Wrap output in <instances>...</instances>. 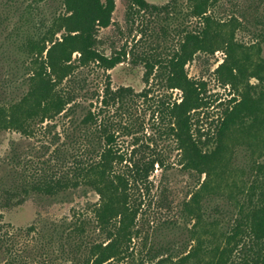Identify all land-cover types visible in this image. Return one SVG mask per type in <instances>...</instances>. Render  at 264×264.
I'll return each instance as SVG.
<instances>
[{"label": "trees", "instance_id": "16d2710c", "mask_svg": "<svg viewBox=\"0 0 264 264\" xmlns=\"http://www.w3.org/2000/svg\"><path fill=\"white\" fill-rule=\"evenodd\" d=\"M130 1L143 11L171 7ZM220 6L221 0H190V13L200 19L201 29L187 31L179 47L166 58L143 57L146 83L154 77L162 87L182 92L180 100L169 97L156 103L150 96L152 88L140 92L130 86L114 89L110 80L98 97L100 105L91 107L78 100L90 94L84 92L87 78L80 68L96 64L112 69L127 55L124 51L108 55L99 44V31L112 23L116 0H62L61 10L50 20L40 21V29H22L19 48L29 56L27 89L10 101H3L0 91V132L41 134L46 142L38 160L27 159L22 169L13 170L0 186V247L15 264H28V248L19 245L17 237L30 234L36 225L9 230L2 223L3 210L33 194L56 197L81 186L99 196L93 220L79 219L61 228L53 223L43 235L45 250L55 240L61 241L71 264H264V163H257L256 171L252 166L256 175L244 201L236 202L239 210L234 220L219 227L214 216L203 234L198 231L205 215L202 197L208 194L211 199L216 194L212 186L219 184L218 179L232 164L227 149L234 130L239 125L251 128L254 122L264 126V69L250 61L251 53L235 36L238 25H264L261 6L253 1L236 12L224 13ZM5 20L0 16V24ZM257 46L260 53L262 47ZM217 50L224 51L226 57L215 72L223 84L237 91V97L229 99L218 123L205 132L196 126L194 117L206 104L205 82L190 76L186 65L198 52L214 54ZM249 70L258 83L244 84ZM137 97L143 98L145 111L157 113L152 117L159 138L175 141L183 169L194 177L205 176L181 206L183 220H196L190 229L178 218L169 219L175 206L164 191L160 197L152 193L156 166L167 171L170 156L156 136L139 135L146 134V127L145 118L131 112ZM58 118L64 122L63 131L55 129ZM124 134L132 136V147L122 141ZM12 160L21 164L16 146ZM92 224H96L101 240L89 239ZM147 227L155 229L146 232ZM163 228L171 229L172 235L156 238ZM42 255V264L58 261L50 254Z\"/></svg>", "mask_w": 264, "mask_h": 264}, {"label": "rangeland", "instance_id": "374dc122", "mask_svg": "<svg viewBox=\"0 0 264 264\" xmlns=\"http://www.w3.org/2000/svg\"><path fill=\"white\" fill-rule=\"evenodd\" d=\"M147 1L158 6L171 4V7L157 11H143L133 6L130 0H116L112 23L99 31V44L108 55L117 51H124L127 55L112 69L106 70L96 64L80 68L87 78V87L84 92L89 91L90 93L78 98L85 105L93 107L101 104L98 97L103 94L108 80L114 89L120 86H130L136 92H140L150 87L152 88L150 96L152 95L151 99L155 103L161 98L169 99V97L171 100H180L182 92L179 89L164 88L162 82L152 76L150 83H146L144 79L146 64L143 57L147 55L153 58L160 55L168 57L179 47L187 31L197 32L202 25H199L200 19L190 13V0ZM253 1L261 6L260 13L264 16V0H221L223 6H220V11L222 13L231 10L236 12L240 7L243 9L249 3L251 5ZM61 4L62 0H0V16L6 17L4 23L0 24V91L3 92L1 97L3 101L15 100L27 89L29 56L19 48L23 39L22 29L25 27L30 31L40 29L42 27L40 21L50 20L54 13L61 10ZM31 11L33 13H30ZM28 17L33 19H28ZM235 33L236 40L251 53L250 61H253V64H260V67L264 69V25H254V23L238 25ZM258 44L262 47L260 53L257 50ZM76 55L78 54L74 57ZM225 57L226 54L222 50H217L214 54L198 52L186 65V71L190 76L205 82L206 104L194 116L196 126L205 132L214 128L218 123L222 109L229 99L237 97V91L233 90L230 85L223 84L215 72ZM157 70L159 72L160 68ZM249 71L244 84L258 83L257 78L250 76L252 70ZM136 100L137 103L133 101L131 112L135 116L141 114L145 118L146 127V134L141 132L139 135L156 136L159 145L164 146L170 156L171 166L167 171L163 172L159 166H156L152 177L154 182L152 193L155 197H160L163 196L161 194L164 191L168 201L175 206L168 213L169 219L178 218L184 224L185 229H190L196 220H183L180 214L181 206L191 197L192 191L200 186L205 176L194 177L189 171L183 169L175 141L172 138H159V132L153 124L154 118L152 117L157 116V113L152 115L151 109L145 111L146 105L142 97H137ZM111 111L113 112L114 108ZM61 121V118L56 120L55 129L57 131H63L64 122ZM123 140L129 147L133 142L132 136L127 134L122 136ZM229 140L231 145L227 149V154L232 156V164L223 177L218 179L219 184L216 187L212 186L216 194L210 197L211 199H208V194L201 199L205 215L198 226L200 234L206 231L207 223L215 217L219 219V227H222V224L229 225L228 223L234 220L239 210L236 202L244 201L250 184L255 178L256 173L251 172L252 166L256 171L257 163H264V126H261L259 122H254L253 126L248 129L239 125L234 130L233 138ZM44 142L46 138H43L41 134L25 136L15 131L0 132V186L8 180L7 175L13 170H21L27 159L38 160L41 157L40 149ZM14 146L21 155V164L12 160ZM98 199V194L86 186L56 197L41 198L33 194L23 202L15 203L12 207L4 209V222L2 223H5L6 227L12 231L31 224L36 225V230L30 234L24 233L17 237L19 245L25 244L24 247L28 248V264H42L44 259L42 253L52 255L53 260L54 258L58 260H54L56 264H71L69 255L62 252L61 241L55 240L48 250H45L43 235L52 229L53 223L61 228L74 224L79 219L93 220V207ZM163 215L165 217L167 213ZM88 228L91 242L101 240L96 224ZM147 228L146 232H153L155 229L154 227ZM43 229L46 230L43 231ZM169 231L172 230L163 228L156 238L168 237V234L171 236L173 231L170 233ZM185 233H187L186 230ZM0 264H15L10 254L1 247Z\"/></svg>", "mask_w": 264, "mask_h": 264}]
</instances>
